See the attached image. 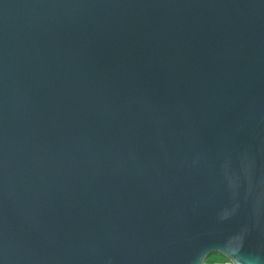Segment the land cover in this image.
I'll use <instances>...</instances> for the list:
<instances>
[{"label": "water", "instance_id": "95a60500", "mask_svg": "<svg viewBox=\"0 0 264 264\" xmlns=\"http://www.w3.org/2000/svg\"><path fill=\"white\" fill-rule=\"evenodd\" d=\"M264 264V0H0V264Z\"/></svg>", "mask_w": 264, "mask_h": 264}, {"label": "trees", "instance_id": "16d2710c", "mask_svg": "<svg viewBox=\"0 0 264 264\" xmlns=\"http://www.w3.org/2000/svg\"><path fill=\"white\" fill-rule=\"evenodd\" d=\"M206 262L209 264L227 263L229 262V259L225 257L223 254H221L220 252H214L207 256Z\"/></svg>", "mask_w": 264, "mask_h": 264}]
</instances>
